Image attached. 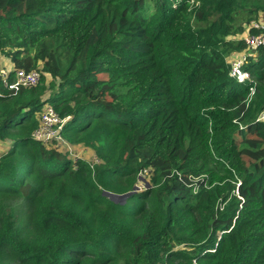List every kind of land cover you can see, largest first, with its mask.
Segmentation results:
<instances>
[{"label": "trees", "instance_id": "16d2710c", "mask_svg": "<svg viewBox=\"0 0 264 264\" xmlns=\"http://www.w3.org/2000/svg\"><path fill=\"white\" fill-rule=\"evenodd\" d=\"M262 15L264 0H0V56L40 72L17 92L0 78V264H264V47L250 84L228 62ZM46 104L98 164L33 139Z\"/></svg>", "mask_w": 264, "mask_h": 264}, {"label": "built area", "instance_id": "2783aa9c", "mask_svg": "<svg viewBox=\"0 0 264 264\" xmlns=\"http://www.w3.org/2000/svg\"><path fill=\"white\" fill-rule=\"evenodd\" d=\"M245 44L244 50L234 54L229 59L230 73L229 76L235 79L238 83L252 82L248 72L244 69L245 63L250 60L259 48L264 47V15H262L257 22H253L247 26L239 37ZM13 73V76H11ZM0 78L3 86L12 92H17L21 88L35 87L40 81L39 71L24 70H8L0 69ZM254 84L249 87V97L255 91ZM67 120L61 119L51 107H45L40 115L39 124L32 136L35 141L48 143L51 140L60 141L61 136L59 131L62 124ZM256 122L264 124V108L257 114ZM95 163H98L96 161ZM146 171L140 175L146 176Z\"/></svg>", "mask_w": 264, "mask_h": 264}, {"label": "rangeland", "instance_id": "374dc122", "mask_svg": "<svg viewBox=\"0 0 264 264\" xmlns=\"http://www.w3.org/2000/svg\"><path fill=\"white\" fill-rule=\"evenodd\" d=\"M248 62V61H247ZM247 62L245 64H247ZM7 61L2 56H0V68L6 64ZM100 79H106L105 76H99ZM58 145H57V144ZM56 145L54 147H58V149L62 153H67L68 158H70L73 162L76 160H84L85 162L95 164L96 161H99V159L96 157V154L93 149L83 145H71L67 141L61 138L60 141H56ZM8 149V143L1 142L0 143V153H4ZM247 160V159H246ZM149 177L143 175L139 176V180L135 186L137 187H144L148 185ZM144 185V186H141Z\"/></svg>", "mask_w": 264, "mask_h": 264}, {"label": "water", "instance_id": "95a60500", "mask_svg": "<svg viewBox=\"0 0 264 264\" xmlns=\"http://www.w3.org/2000/svg\"><path fill=\"white\" fill-rule=\"evenodd\" d=\"M134 190H139V187L135 186ZM104 194L115 202L123 201L129 195V194H125V195L116 196L110 193H104Z\"/></svg>", "mask_w": 264, "mask_h": 264}, {"label": "clouds", "instance_id": "9594fccd", "mask_svg": "<svg viewBox=\"0 0 264 264\" xmlns=\"http://www.w3.org/2000/svg\"><path fill=\"white\" fill-rule=\"evenodd\" d=\"M8 62V61H7ZM8 64H9V66H11V67H8V68H4V67H6L5 65H3L0 69H2V68H4V69H8V70H22V69H15L14 67H13V65H12V63L10 64V62H8ZM35 71H37V70H35ZM26 72V71H25ZM11 76H13V73H11ZM242 84V83H241ZM38 85V84H37ZM12 92V91H11ZM45 107H51L50 105H48V104H46V105H44V107H43V110H44V108ZM58 115V114H57ZM67 118V120L69 119V117H66ZM65 118V119H66ZM62 119V118H61ZM63 125V124H62ZM37 128V127H36ZM33 134V133H32ZM33 137V136H32ZM34 139V138H33ZM36 142H38V141H36ZM49 143V142H48ZM47 143V144H48ZM44 144V143H43ZM46 144V143H45ZM98 163H99V161H98ZM98 163H95V164H98ZM89 164H91V163H89ZM91 165H94V164H91ZM138 180H139V177H138ZM141 186H144V185H141ZM140 188H142V187H139V189Z\"/></svg>", "mask_w": 264, "mask_h": 264}, {"label": "crops", "instance_id": "0c3cea01", "mask_svg": "<svg viewBox=\"0 0 264 264\" xmlns=\"http://www.w3.org/2000/svg\"><path fill=\"white\" fill-rule=\"evenodd\" d=\"M6 67H4V68H8V67H11V66H9V64H8V62L6 63V64H4Z\"/></svg>", "mask_w": 264, "mask_h": 264}]
</instances>
